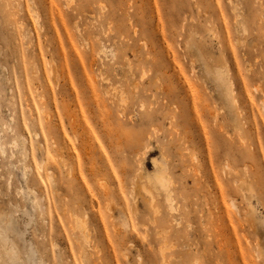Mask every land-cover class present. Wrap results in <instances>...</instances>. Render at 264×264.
Returning a JSON list of instances; mask_svg holds the SVG:
<instances>
[{"label": "rangeland", "instance_id": "1", "mask_svg": "<svg viewBox=\"0 0 264 264\" xmlns=\"http://www.w3.org/2000/svg\"><path fill=\"white\" fill-rule=\"evenodd\" d=\"M263 104L264 0H0L1 264H264Z\"/></svg>", "mask_w": 264, "mask_h": 264}, {"label": "bare ground", "instance_id": "2", "mask_svg": "<svg viewBox=\"0 0 264 264\" xmlns=\"http://www.w3.org/2000/svg\"><path fill=\"white\" fill-rule=\"evenodd\" d=\"M227 1H229V2H233V0H227ZM210 26V25H209ZM209 28V31H210V33H214V31H213V29H211V27H208ZM194 31V30H193ZM193 31L191 32V29H190V32H191V35H189L190 37L188 38V41H191V40H194V33H193ZM193 33V34H192ZM195 34H197V33H195ZM105 92V91H104ZM121 96H123V95H121ZM123 98V97H122ZM264 105V104H263ZM264 107V106H263ZM35 134L37 135L38 133H37V131L35 130ZM20 142H21V145H22V147H23V149H24V154L26 155L27 154V152H28V149H27V147H26V143H27V139H26V137H24V135H20ZM41 144V143H40ZM41 145H43V144H41ZM0 148L2 149L3 148V142L2 141H0ZM193 158H194V156H193ZM225 165V164H224ZM26 167V169H29V166H25ZM226 167H227V170L228 171H230V168L228 167V165H226ZM197 171V170H196ZM67 172L68 173H70V171H69V169H67ZM227 174H229V173H227ZM142 176H140V178H141ZM157 179L159 180V182H160V184L162 185V186H164L165 188H166V191H165V193H164V200H165V202H166V207L169 209V210H173L174 209V206H173V204H172V200H171V196H170V191H169V189H168V179H164V177L161 175V174H159V175H157ZM241 181V180H240ZM233 182H235L236 183V186H237V188L239 189V190H244L245 189V187H243L244 186V181H243V185L239 182V180L237 181V180H235V181H233ZM141 184V186L144 188V190H145V192L146 193H148L149 194V198H150V200L151 201H153V196H152V193H151V191H150V189L147 187V186H145L143 183H140ZM248 187H246V189H247ZM27 189H28V191L32 194V199H31V203L34 205V207L39 211V212H42L43 211V202H42V194H40L38 191H37V189L36 188H33V187H30V186H28L27 187ZM249 191H250V189H249ZM247 192H248V190H247ZM246 192V193H247ZM248 194V193H247ZM246 194V195H247ZM130 195H131V198H132V202H131V206H132V209H133V204L135 203V192H133V191H131V193H130ZM231 202H232V206L234 207V208H237L236 207V205L233 203L234 201H232L231 200ZM245 208H243V216L244 217H246V218H249V216L252 214L250 211H248L249 209H252V208H249L248 210H244ZM239 210V209H238ZM235 211V210H234ZM239 212V211H238ZM237 212V213H238ZM240 214V213H239ZM241 216V215H240ZM233 217V216H232ZM250 218H251V216H250ZM249 220V219H248ZM251 220V219H250ZM80 224H81V229H82V231H84V225H83V223H82V221H80L79 222ZM160 233V232H159ZM165 233V232H164ZM85 235V234H84ZM7 240H8V235H7V233H6V231H5V229L4 228H2L1 226H0V264L5 260V258H11L13 255H14V253H15V250H14V246H13V244L12 243H10V244H8L7 243ZM257 251H258V249H257ZM257 251H255L256 252V255H258L259 253L257 252ZM258 253V254H257Z\"/></svg>", "mask_w": 264, "mask_h": 264}]
</instances>
